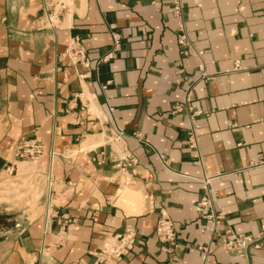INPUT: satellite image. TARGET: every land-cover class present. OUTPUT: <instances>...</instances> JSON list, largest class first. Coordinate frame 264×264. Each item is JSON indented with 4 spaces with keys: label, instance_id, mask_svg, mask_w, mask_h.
<instances>
[{
    "label": "crops",
    "instance_id": "1",
    "mask_svg": "<svg viewBox=\"0 0 264 264\" xmlns=\"http://www.w3.org/2000/svg\"><path fill=\"white\" fill-rule=\"evenodd\" d=\"M181 3L205 76L179 52L172 0H0V184L25 162L21 141L44 143L38 197L0 201V264H245L219 244L203 259L195 205L213 192L220 228L257 237L264 225V0ZM188 88L196 148L173 111ZM125 156L136 162L121 170ZM161 213L172 242L154 235ZM128 231L126 254L105 252ZM248 262L264 264V236Z\"/></svg>",
    "mask_w": 264,
    "mask_h": 264
},
{
    "label": "built area",
    "instance_id": "2",
    "mask_svg": "<svg viewBox=\"0 0 264 264\" xmlns=\"http://www.w3.org/2000/svg\"><path fill=\"white\" fill-rule=\"evenodd\" d=\"M172 10L176 17H178L179 21L177 23V33H176V43L179 47V52L183 57L193 56L198 59V69L201 72V76H205L203 71V62H202V54L203 51L196 49L190 40L187 31L184 27V23L182 21V3L181 0H172ZM58 14L54 10L46 11L45 20L46 26L50 28H54L58 21ZM113 48L116 49L119 47L120 36L117 33H111ZM74 41V39H73ZM75 42L78 45L77 39ZM74 43V42H73ZM75 44V45H76ZM67 54L75 59L77 62H87L85 58L84 50L81 47L78 48H67ZM108 56H111L109 53L104 59H107ZM192 91L191 88H188L185 91L184 97L181 102L175 103L173 107L174 112H180L185 110L187 119L190 124V128L188 129L187 135V144L189 148H196L197 146V125L194 121V118L200 114L199 111H195L191 105ZM122 135V131H119L115 140H118ZM44 153V143L38 137H34L33 139L23 140L16 147L15 155L19 160L27 161V162H38L41 156ZM54 155L53 151H50V158ZM161 159L163 157L161 156ZM164 161V160H163ZM136 162V159L132 157H122L119 160L118 167L121 170H125V168L131 166ZM165 162V161H164ZM39 172H42V169L39 167ZM48 178H51V171L47 172ZM209 177H205L203 179V183L205 186L209 183ZM207 193L199 199V201L195 205V210L200 216V218L204 221L202 224L201 231L208 233V241L205 246H198L197 249L202 253L203 259L207 258L213 250V247L219 244L226 251L237 252L239 255L245 257V264H249L248 262V249L250 247H258L259 240L264 236V225L261 226V230L257 237H253L249 234L237 233L232 228L225 226L220 228V224L223 220V213L214 211L213 207V198L215 193L206 191ZM154 235L161 242H172L175 239V230L174 225L171 219L166 216L164 213H161L158 218ZM117 239V240H116ZM112 243H107L105 246V252L113 254L116 257H119L123 254H126L129 248H131L135 235L128 231L123 236L116 238ZM241 264V263H238Z\"/></svg>",
    "mask_w": 264,
    "mask_h": 264
},
{
    "label": "rangeland",
    "instance_id": "3",
    "mask_svg": "<svg viewBox=\"0 0 264 264\" xmlns=\"http://www.w3.org/2000/svg\"><path fill=\"white\" fill-rule=\"evenodd\" d=\"M26 167L30 169L24 174L17 175L15 173L9 174L4 173L2 178L5 179L3 183L0 184V201H4L7 207L19 208L26 204L30 205V199L38 197L40 188L38 186L39 171L38 163L27 162L23 163ZM34 168V169H32ZM8 221V219H4Z\"/></svg>",
    "mask_w": 264,
    "mask_h": 264
},
{
    "label": "bare ground",
    "instance_id": "4",
    "mask_svg": "<svg viewBox=\"0 0 264 264\" xmlns=\"http://www.w3.org/2000/svg\"><path fill=\"white\" fill-rule=\"evenodd\" d=\"M68 17H70V15H68ZM102 140V139H101ZM100 142V141H99ZM98 143V142H96ZM101 143V142H100ZM87 147V146H86ZM24 162H19V169H18V173L19 175L22 174V173H26L29 169H30V165L28 167H26L24 164ZM34 169V168H32ZM31 170V169H30Z\"/></svg>",
    "mask_w": 264,
    "mask_h": 264
}]
</instances>
